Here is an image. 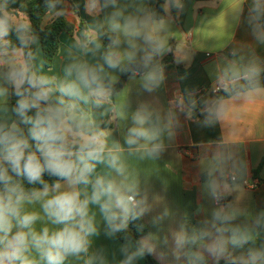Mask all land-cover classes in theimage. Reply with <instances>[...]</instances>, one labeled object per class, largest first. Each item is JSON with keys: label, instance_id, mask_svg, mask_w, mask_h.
I'll return each instance as SVG.
<instances>
[{"label": "clouds", "instance_id": "obj_1", "mask_svg": "<svg viewBox=\"0 0 264 264\" xmlns=\"http://www.w3.org/2000/svg\"><path fill=\"white\" fill-rule=\"evenodd\" d=\"M17 2L0 0V264H264V208L237 194L249 183L246 145L264 141V57L233 48L203 94L165 101L164 57L183 63L204 49L170 42L185 0H84L91 21L77 2L43 0L45 21L83 22L58 72L29 0ZM229 20L264 47V0H236ZM256 104L259 125L248 118ZM189 121L220 129L200 163L196 223L161 207L138 167ZM130 226L154 231L137 238Z\"/></svg>", "mask_w": 264, "mask_h": 264}, {"label": "crops", "instance_id": "obj_2", "mask_svg": "<svg viewBox=\"0 0 264 264\" xmlns=\"http://www.w3.org/2000/svg\"><path fill=\"white\" fill-rule=\"evenodd\" d=\"M75 2L80 4L78 15L91 21L93 17L84 11V0H68L70 8ZM235 3L236 0H185V10L178 18L176 34L170 42L174 48H178L186 39L189 42L195 40L202 43L204 49L183 63L175 62L173 55L168 54L170 59L165 62L167 80L160 91L162 100L166 101L176 90H196L203 94L210 87L208 69L228 57L233 48H243L245 55L258 54L264 57V47L255 46L246 26H230L229 13ZM12 7H19V0ZM203 16L208 18L204 23L201 22ZM65 19L75 26L79 22L74 21L73 17ZM77 30L71 36L66 33L59 35V47L50 66L54 72L60 69L65 43L73 38ZM247 111L251 122L259 125L260 105H250ZM261 126H264V121H261ZM219 134V127L204 129L193 122H186L160 160L139 163L141 179L146 181L152 193L160 197L161 207L166 205L178 214L187 212L192 223L200 218L195 215L197 207L203 204L199 189V167L209 139ZM244 156L248 163L249 183L242 184L237 194L259 210L264 208V141L247 144ZM254 181L257 182L256 186L250 188L249 185ZM148 231L154 229L147 227ZM98 243L111 242L101 237ZM139 264H145V261L141 260Z\"/></svg>", "mask_w": 264, "mask_h": 264}, {"label": "trees", "instance_id": "obj_3", "mask_svg": "<svg viewBox=\"0 0 264 264\" xmlns=\"http://www.w3.org/2000/svg\"><path fill=\"white\" fill-rule=\"evenodd\" d=\"M28 14L32 19L33 25L37 28L39 35L41 37V45L43 50L44 57L49 62V67L54 59V56L59 47V35L61 33H66L67 35H72L76 28H82L83 22L82 20L78 22L77 26L73 23L67 21L65 18H55L52 20H48L43 22L44 20V7L43 0H29L28 6ZM43 25V31L40 32L39 29ZM168 55L164 58V63L170 59ZM122 81L126 80V77H121ZM46 179H50L47 176ZM137 238L139 236L146 234L147 227L143 233H139L135 231L134 226H130ZM145 264H158L152 257H146L143 259Z\"/></svg>", "mask_w": 264, "mask_h": 264}, {"label": "built area", "instance_id": "obj_4", "mask_svg": "<svg viewBox=\"0 0 264 264\" xmlns=\"http://www.w3.org/2000/svg\"><path fill=\"white\" fill-rule=\"evenodd\" d=\"M256 184H257V182H256V181H254V182H252V183L249 185V187H250V188H253V187H255V186H256Z\"/></svg>", "mask_w": 264, "mask_h": 264}]
</instances>
